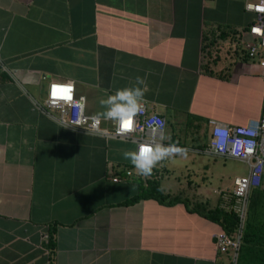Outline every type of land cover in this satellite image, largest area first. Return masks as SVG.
I'll use <instances>...</instances> for the list:
<instances>
[{"label":"crops","instance_id":"obj_1","mask_svg":"<svg viewBox=\"0 0 264 264\" xmlns=\"http://www.w3.org/2000/svg\"><path fill=\"white\" fill-rule=\"evenodd\" d=\"M243 3L0 0V264L224 263L207 212L227 210L243 173L230 179L223 161L233 159L207 150L208 121L257 118L264 90L262 69L238 49L253 16ZM50 81L73 84L88 115L140 87L165 143L183 151L139 175L123 156L133 140L35 107ZM151 180L162 199L146 194Z\"/></svg>","mask_w":264,"mask_h":264},{"label":"built area","instance_id":"obj_2","mask_svg":"<svg viewBox=\"0 0 264 264\" xmlns=\"http://www.w3.org/2000/svg\"><path fill=\"white\" fill-rule=\"evenodd\" d=\"M243 7L253 16L247 27V38L241 41V53L248 61L262 69L264 88V0H244ZM3 68L0 61V69ZM84 104L83 97L75 95L73 84L59 81H50L43 101L34 102L35 107L46 114L51 109L56 110L58 122L68 128L131 139L135 142L134 151L142 144L175 146L165 143L164 118L155 111H149L144 103H140L141 109L134 116L130 131L122 130L118 123L110 119L94 120L93 117L97 115L86 114L84 107L81 109ZM102 120L107 121L108 126L102 128ZM77 121L80 123L77 124ZM208 123L210 128L207 150L217 156L240 161L245 164L247 170L245 174L233 179L227 197V210L232 211L238 220L235 232L228 234L218 230L213 237L216 253L225 255L223 264H236L250 190L254 186L262 185L264 177V90L262 107L257 118H249L243 124L231 126L213 119ZM108 173H111V169H108ZM130 173L129 169L124 170V176H129ZM111 179L118 181L117 176Z\"/></svg>","mask_w":264,"mask_h":264},{"label":"trees","instance_id":"obj_3","mask_svg":"<svg viewBox=\"0 0 264 264\" xmlns=\"http://www.w3.org/2000/svg\"><path fill=\"white\" fill-rule=\"evenodd\" d=\"M240 36L241 32H238L234 39L237 40L236 45H239ZM238 49L242 52L239 47ZM121 174L124 176V172ZM146 194L154 195L157 199L163 198L157 181L153 180L148 181ZM207 215L219 223V230L228 234L235 232L238 220L232 211L217 207L207 212ZM236 264H264V181L262 185L254 186L250 190Z\"/></svg>","mask_w":264,"mask_h":264},{"label":"clouds","instance_id":"obj_4","mask_svg":"<svg viewBox=\"0 0 264 264\" xmlns=\"http://www.w3.org/2000/svg\"><path fill=\"white\" fill-rule=\"evenodd\" d=\"M143 83V79L137 77V84ZM143 94L144 92L140 87L118 90L115 95L100 100V105L105 110L102 113H98L93 119H110L118 123L122 130L130 131L133 118L141 109L140 100ZM83 107L81 105V109ZM79 123L80 121H77V124ZM182 151V149L175 146L163 147L159 144L155 146L142 144L137 151H125L123 156L131 162L139 175L148 176L152 173L153 167L157 162Z\"/></svg>","mask_w":264,"mask_h":264},{"label":"rangeland","instance_id":"obj_5","mask_svg":"<svg viewBox=\"0 0 264 264\" xmlns=\"http://www.w3.org/2000/svg\"><path fill=\"white\" fill-rule=\"evenodd\" d=\"M203 133L198 134L200 137ZM206 141H207V136H206ZM223 164H225V172H229L230 175V179L233 177L234 174H241V173H245L246 172V166L245 164L237 161V160H224ZM212 186H214V183L212 182Z\"/></svg>","mask_w":264,"mask_h":264}]
</instances>
